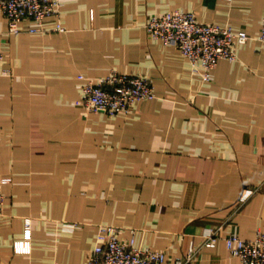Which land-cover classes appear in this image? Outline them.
<instances>
[{
	"label": "crops",
	"instance_id": "0c3cea01",
	"mask_svg": "<svg viewBox=\"0 0 264 264\" xmlns=\"http://www.w3.org/2000/svg\"><path fill=\"white\" fill-rule=\"evenodd\" d=\"M177 9L252 38L207 81L147 30ZM263 18L264 0H62L66 31L50 18L14 34L0 11V264H86L101 223L166 264L191 247L193 264H243L225 236L264 232ZM113 71L149 77L156 97L85 109L80 75Z\"/></svg>",
	"mask_w": 264,
	"mask_h": 264
},
{
	"label": "built area",
	"instance_id": "2783aa9c",
	"mask_svg": "<svg viewBox=\"0 0 264 264\" xmlns=\"http://www.w3.org/2000/svg\"><path fill=\"white\" fill-rule=\"evenodd\" d=\"M62 0H0V11L8 19V30L18 34L24 30L23 22L30 20L43 24L55 18L56 28L66 31L60 20ZM147 30L155 38L177 46L190 61L193 69L202 72L205 80L212 78V71L221 59H237V46L246 44L252 36L246 30H234L230 25L205 23L198 20L192 11L177 9L149 16ZM38 26L29 27L38 31ZM260 40L264 42V18ZM5 53L0 49V74L10 73L4 66ZM84 80L81 105L90 111L106 112L111 116L131 112L141 100L155 98L157 93L152 80L144 75L113 71L101 77L80 75ZM255 188H246L241 201L250 198ZM6 196L0 191V225L4 217ZM30 224V220H27ZM120 228L114 224L101 223L97 226V239L88 254L86 264H166L167 252L162 249L142 247L135 240L120 237ZM220 236L210 229L206 242L213 246ZM226 246L233 256L243 264H264V232L252 239L231 233L225 236ZM198 249L191 247L187 255L177 256L171 264H193ZM19 264H32L21 262Z\"/></svg>",
	"mask_w": 264,
	"mask_h": 264
}]
</instances>
